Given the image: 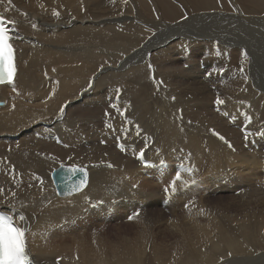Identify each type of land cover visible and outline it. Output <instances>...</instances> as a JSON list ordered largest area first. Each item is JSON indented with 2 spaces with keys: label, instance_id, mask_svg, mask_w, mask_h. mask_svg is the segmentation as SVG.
<instances>
[{
  "label": "bare ground",
  "instance_id": "1",
  "mask_svg": "<svg viewBox=\"0 0 264 264\" xmlns=\"http://www.w3.org/2000/svg\"><path fill=\"white\" fill-rule=\"evenodd\" d=\"M262 9L264 0H0L16 65V91L0 84V211L27 217L31 264H209L228 252L264 249L258 236L264 232V142H256L264 140L258 135L264 131V37L252 40L254 52L245 42L229 53L210 31L225 18L256 20ZM193 22L200 25L196 32ZM176 33L179 42L158 41ZM198 38L207 40L201 49L210 46L218 63L213 74L223 71L225 53L232 61L220 78L194 59ZM152 41L159 44L151 50ZM175 49L186 65H176ZM218 97L228 113L220 118L241 128L236 144L227 125L217 127L232 148L205 130L217 125L212 106ZM121 98L131 101L130 114L152 137L138 125L127 127L130 102ZM122 119L133 130L128 138L118 134ZM176 162L200 180L195 191L201 193V184L227 182V188L236 181L230 171L239 173L245 181L234 185L240 189L237 207L231 202L223 211L210 210L201 198L184 200L186 191L181 201L177 190L169 199L162 190L182 168ZM73 166L85 169L88 182L79 192L62 194L55 174ZM163 203L168 213L159 209ZM180 204L194 212L178 211Z\"/></svg>",
  "mask_w": 264,
  "mask_h": 264
},
{
  "label": "rangeland",
  "instance_id": "2",
  "mask_svg": "<svg viewBox=\"0 0 264 264\" xmlns=\"http://www.w3.org/2000/svg\"><path fill=\"white\" fill-rule=\"evenodd\" d=\"M261 12L262 13H258V14H256L257 15V19L256 20H253V19H249V20H245L244 22L242 21V19H240V20H237V21H235V20H231V19H227V18H225V19H221V20H219L220 22H213L215 25L216 24H218V25H216V29H210V31H211V33H216V35H218V37H216V38H218L219 40H224L223 42L224 43H226V46H227V48L229 49V53H234V52H236L235 51V49L236 48H238V50H240V48H241V46H244V44H245V42H246V44H245V46L248 44V46H246L247 48L248 47H253V48H251V50H252V52H254L255 50L254 49H256L255 47H256V42L257 41H255V40H259L261 37H264V34H263V29L264 28H262L263 27V25H264V17H260V16H263L264 15V9H262L261 10ZM244 13H246V12H244ZM101 15V14H100ZM105 16V12H104V10H102V15H101V17H104ZM247 18V17H246ZM163 20H168V18H162ZM231 20V21H230ZM147 22V21H146ZM184 23H186V22H184ZM242 23V24H241ZM148 24H151L150 22H148ZM240 25V26H238V25ZM186 25V27H188V28H191L190 26L192 25V23H190V24H184L183 26H185ZM198 24H196V22H193V28H191L192 30H194V32H196L197 31V29H198V27L200 26V25H198ZM207 25V24H206ZM242 26V27H241ZM248 26V27H247ZM253 26V27H252ZM163 27H164V25H163ZM218 27V28H217ZM197 28V29H196ZM257 30H256V29ZM248 29V30H247ZM203 30V29H202ZM206 30V29H205ZM241 30V31H240ZM253 30V31H252ZM256 30V31H255ZM259 30V31H258ZM175 31H177V30H172L171 29V31H169V32H174L175 33ZM179 31V30H178ZM252 32H256L255 33V35L252 33ZM258 32V33H257ZM262 32V33H261ZM257 34V35H256ZM259 34H261V35H259ZM176 35H178L177 33L176 34H173L171 37H166L165 38V40H163L164 38L163 37H158V38H160L158 41H166V40H168V39H173L172 41H171V44L173 43H175V41L177 40L178 42L182 39V37L180 38V37H174V36H176ZM197 35H199V36H201L200 34H198L197 33ZM231 35V36H230ZM254 36V37H251V36ZM240 37H242V38H240ZM251 37V38H250ZM255 37H257V38H255ZM144 39L146 38V37H143ZM143 38L142 39H140V41L141 42H143L144 40H143ZM240 38V39H239ZM250 38V39H249ZM255 38V40H254V43H253V39ZM246 39V40H245ZM143 40V41H142ZM198 40V41H197ZM196 41H197V43H195L196 45H194L195 47L197 46L198 47V49H197V51H193V53L194 54H197V56H195L194 57V59L195 60H197L198 61V63H199V67H200V69L202 70H209V72H211V73H208V74H210V75H212L213 77H218V78H220L221 77V75L223 74V72H228L229 71V68H230V64H232V61L229 59L228 60V58H227V56H226V53H225V55H224V57H226V59H224L223 61H222V66H223V71L221 70V72L219 73L218 72V74L216 75L215 73L213 74V72L218 68V63L215 61V59H214V56L212 55V53L210 52V50H208L209 49V47L210 46H206V45H203V48L201 49V47H202V44H201V42H206L207 40H205L204 38H198ZM219 40L217 41V40H211V41H213L214 43H215V45H216V43L218 44L219 43ZM248 40H249V42H248ZM176 41V42H177ZM231 41H238V42H240V46L239 45H237L238 47H232V46H228L227 45V43H230ZM153 43H151L152 45L150 46V48H151V50H152V48H153V46H155V45H157V44H159V42H157V41H152ZM251 43V44H250ZM199 44H201V45H199ZM250 44V45H249ZM206 48H205V47ZM233 46H236L235 44H233ZM230 47V48H229ZM200 48V49H199ZM204 49V50H203ZM232 49V50H231ZM244 48H242V50H243ZM249 49V48H248ZM205 51V52H204ZM232 51H234V52H232ZM245 51V49L243 50V52ZM173 52H176V53H174V57L176 58V60H177V66L179 65V66H184V65H186V63H187V60H184L183 59V55H181V54H179V53H177V50L175 49V51H173ZM191 52H192V50H191ZM198 52H199V54H198ZM203 52V53H202ZM154 53V51H151V54H153ZM202 53V54H201ZM229 53H227V55H229ZM119 56H117V58H119V57H122V53H117ZM177 55V56H176ZM207 55V56H206ZM201 56V57H200ZM200 57V58H199ZM211 57V58H210ZM181 58V60L179 61V59ZM208 59V60H207ZM186 61V62H184V61ZM204 62H205V64H204ZM224 62V63H223ZM230 62V63H229ZM182 63V64H181ZM183 63H185V64H183ZM201 64V65H200ZM210 64V65H209ZM110 65H113L112 63L110 64ZM207 65H209L208 67H207ZM221 64H219V66H220ZM175 66V65H174ZM229 66V67H228ZM263 68V67H262ZM262 68H260V69H255V71H258V70H261ZM226 69V70H225ZM264 69V68H263ZM171 70H176V68H171ZM228 70V71H227ZM259 72H257V74H258ZM208 74H206V75H208ZM216 75V76H215ZM223 77V79H224V76H222ZM259 80H260V76H259V78H258ZM261 80H263V79H261ZM159 97V96H158ZM154 98V99H156V100H160L159 98ZM122 99V100H121ZM120 100L122 101V102H126V103H128V102H130V103H128L127 105H126V108L125 109H127V113L129 114V116H130V119H131V122H129V124L127 125V127L128 128H130L132 125H138L139 126V128L141 129V133H142V135L143 136H148V137H152V135L151 134H148V133H144V129H143V127L142 126H140V124H138L137 122H136V120H135V118L134 117H132L133 115L132 114H130L131 113V111H132V109H131V101H128L126 98H121ZM161 101V100H160ZM0 102H2L1 104H2V106L4 105V101H0ZM162 102V101H161ZM213 104V103H212ZM71 107V106H70ZM69 107V108H70ZM215 107H217V108H219V107H221V106H218V105H213L212 106V110H215V112L217 111V113L215 114V116H213L212 117V119L214 120V124H217V125H215V126H209L208 128H206L205 130H209L210 131V133H217L218 135H215L217 138H218V136L220 137V136H222L223 135V137H224V139L227 141V138L225 137V136H228V135H226V134H230L229 135V138H230V140L232 141V139H233V137H235V136H237V134H238V132H240V130H241V128H239L238 126H236L235 124H233V122L234 121H230V120H222V118H220V115H222V113L224 114L225 112L222 110V108H219L218 110H217V108H214ZM130 108V109H129ZM124 110V109H123ZM131 110V111H130ZM60 111V110H59ZM220 111H222V112H220ZM239 111V114H242L243 115V118H245L246 116H248V112H246L245 110H238ZM220 112V113H219ZM219 113V114H218ZM247 113V114H246ZM233 114V113H232ZM238 114V115H239ZM219 115V116H218ZM237 118V115L235 116V119ZM238 119V118H237ZM236 119V120H237ZM188 120H191L190 118H188ZM122 121H124L121 125L123 126V129H120V130H118V134L119 135H121V137H122V133L124 132L125 133V135H124V133H123V137L124 138H128L129 137V132H133V126H132V129H131V131L130 130H128L127 131V129H126V124H127V120H125V119H122ZM134 122V123H133ZM135 122H136V124H135ZM221 122V123H220ZM235 122H237V121H235ZM234 122V123H235ZM227 125L228 127H229V129H227V130H230V131H227V133L225 134L224 132H220L219 130H217V127L218 126H221V128L224 130V125ZM119 125V124H118ZM131 125V126H130ZM205 125H206V123H205ZM245 126H252L251 125V123H249V122H246L245 124H244ZM237 127V128H235V127ZM125 127V128H124ZM211 127V128H210ZM235 128V130L237 131V133H235L234 131L235 130H233ZM231 130H233V131H231ZM204 131V130H203ZM212 131V132H211ZM247 131V130H246ZM129 133V134H128ZM248 133H251V131H249L248 130ZM150 135V136H149ZM122 137V138H123ZM129 141H132V142H134L135 143V141H133V138H132V136H131V138H129ZM234 141H239V139H238V136H237V138L234 140ZM233 141V142H234ZM264 142V140L262 139H260V140H256V142ZM255 141H253L251 144L253 145V144H255L256 143ZM236 144H239V142L238 143H236ZM260 147H262V146H260ZM263 147H264V145H263ZM262 152H259V153H262L263 154V156H262V158L264 159V149H262L261 150ZM249 154V153H248ZM260 158V157H259ZM262 158H260V159H262ZM164 164H166L165 162L162 164V165H164ZM175 166H182V168L181 169H177V171H176V173L177 172H179L180 174H181V180L178 182V185H177V191H178V195L180 196V201H181V197L182 196H185L184 194H183V192H185V194H186V196H185V199L184 200H186L187 198H189V197H194V198H201V200H204V201H206L207 202V204H208V208L210 209V210H215L216 208V211H223L225 208H224V206L226 207L227 205L226 204H229V203H231V202H234V204H235V206L237 207V205H238V201H240V198L237 196L238 194H239V191H240V189L238 188V187H235L234 185L238 182V180L240 179V175H239V173H237V172H234V171H230V176L232 177V178H236L235 180V182H234V184H232L231 186H228L227 188H226V186H224V185H226L225 183H227V182H223L222 184H219V182H215V183H210V185L207 183V185H205V184H201V188L203 189V191H204V189H205V191H204V193H201V192H197V191H195V185H196V183H199V181L200 180H197V179H193V178H191V176H190V174H189V172H188V170H187V167L184 165V164H180L179 162H176V164H175ZM186 169V170H185ZM150 170H152V169H150ZM186 172H187V174H186ZM182 173H183V175H182ZM184 173H185V176L187 175V177H185L184 176ZM190 176V177H189ZM185 179H184V178ZM262 178V179H261ZM192 179V180H191ZM259 179H261V180H264V178L262 177V176H260V178ZM184 180V181H183ZM195 181V183H192V182H190V181ZM181 181H183V183L181 182ZM245 180H243V179H240L239 180V184L240 185H242V182H244ZM256 180H254V182H255ZM183 184H181V183ZM179 183L181 184V185H179ZM215 184H217V185H215ZM229 184V183H228ZM259 185H260V191H264V184H261V183H259ZM167 186H169V185H166L165 187H167ZM181 186V187H180ZM206 188H205V187ZM208 186V187H207ZM224 186V187H223ZM165 187H163V193H165V191H164V189H165ZM217 187V188H216ZM189 188V189H188ZM212 188V189H211ZM225 188V189H224ZM236 188V189H235ZM214 189V190H213ZM192 190H194L193 192H194V195L192 194ZM237 190V191H236ZM188 192V193H187ZM191 192V193H190ZM197 192V193H196ZM169 199H171L173 196H175L176 194L175 193H173L172 194V192H171V190L169 189ZM199 193V194H198ZM210 199V200H209ZM218 199V200H217ZM221 201H220V200ZM211 201V202H210ZM218 201V202H217ZM219 203V204H218ZM225 204V205H224ZM217 205H218V207H217ZM213 206V207H212ZM168 207V205H167V203L166 204H160L159 205V209L160 210H165V212L166 213H168L169 212V208H167ZM215 207V208H214ZM251 207V206H250ZM168 209V210H167ZM219 209V210H218ZM244 209H246V207L244 208ZM177 210L178 211H181L182 213H183V211H186L187 213H189V212H194V210H193V208H190V207H185L183 204H180V205H178L177 206ZM197 211H198V209H196ZM138 212V211H137ZM137 212H136V214H137ZM180 212V214L181 215H179L180 216V218H182V213ZM169 217V216H168ZM135 229V226H133L132 227V230H134ZM261 233V234H260ZM177 235H178V233H177ZM258 236H259V238H260V244H263L264 245V232L263 231H260L259 233H258ZM262 238H261V237ZM170 241H173V239H171ZM257 247V246H256ZM258 248V247H257ZM181 250V251H180ZM247 250V249H246ZM260 250V251H259ZM264 250V249H253V246L251 247V248H249V250H247L246 252V254L245 255H236V256H234L233 254H231V253H229L228 252V254H227V256H225V255H223V256H225V257H222V258H220V259H218V260H216L215 261V263L213 262H211V263H209V264H226V263H230V262H232L233 264H264V261H259V259H263L264 258V251L262 252V251ZM178 251L179 252H181L182 253V251H183V249L181 248V247H179V249H178ZM256 252V253H255ZM252 253H254V255H252ZM231 254V255H230ZM259 256V257H258ZM251 259H250V258ZM241 258V259H240ZM249 258V259H248ZM255 259V260H254ZM238 261V262H237ZM242 261V262H241ZM256 261V262H255ZM257 261H259V262H257ZM172 262V263H171ZM244 262V263H243ZM168 263L169 264H173L174 262L171 260V261H168ZM231 263V264H232ZM175 264V263H174Z\"/></svg>",
  "mask_w": 264,
  "mask_h": 264
},
{
  "label": "snow or ice",
  "instance_id": "3",
  "mask_svg": "<svg viewBox=\"0 0 264 264\" xmlns=\"http://www.w3.org/2000/svg\"><path fill=\"white\" fill-rule=\"evenodd\" d=\"M127 2V0H125ZM56 14V13H54ZM9 23H15L14 21H9ZM35 27V25H33ZM11 31H15L12 29ZM14 37L10 34V30L5 26V22L3 16H0V84H10L13 85V91H16L14 87L13 77L15 75V66H14V48L12 46V41ZM220 53L217 52V55ZM243 63V61H241ZM241 71L243 69L241 68ZM247 79V77H245ZM92 84L89 82V87ZM224 102L219 99L216 100V104L220 105ZM111 107L116 108V105H111ZM118 110V109H117ZM65 111V107H60V113L63 114ZM119 111V110H118ZM121 116L124 115L123 112H119ZM107 116L108 113L106 112ZM224 115H228V113H224ZM106 127H111L110 124H106ZM214 135H218L217 133H213ZM250 133H245V139H248ZM260 136H264V131L258 133ZM219 139L223 140L226 144H228L229 148H232L231 143L226 141L223 136H220ZM121 150H123V147ZM140 157H143V153H140ZM164 161H161L163 164ZM108 167H112L111 164ZM73 175L76 173L81 174V179L75 185H72L67 192V194L71 195L73 192L81 191L88 182V173L84 168H79L77 166H73L69 170ZM189 172L191 169L188 170ZM181 180V174L177 172L175 174L174 179L171 181L169 186L165 187V193L169 192V189L173 193L176 192V182ZM192 183H195L193 180ZM135 187V185H133ZM5 189L0 187V195H4ZM12 196L15 197L16 193L12 192ZM3 203V201H0ZM95 206V205H94ZM187 207V205H185ZM129 220L132 219L131 216L128 217ZM27 217L22 213H17L15 216L8 213H0V264H31L29 254L26 247V233L28 232V228L26 226Z\"/></svg>",
  "mask_w": 264,
  "mask_h": 264
},
{
  "label": "water",
  "instance_id": "4",
  "mask_svg": "<svg viewBox=\"0 0 264 264\" xmlns=\"http://www.w3.org/2000/svg\"><path fill=\"white\" fill-rule=\"evenodd\" d=\"M70 169L71 168L68 167L60 168L55 174V183L57 189L62 194H67L70 187L78 183V181L81 179L80 173H76L75 175H73L69 171Z\"/></svg>",
  "mask_w": 264,
  "mask_h": 264
}]
</instances>
